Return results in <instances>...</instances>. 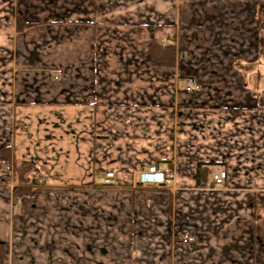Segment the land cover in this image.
<instances>
[{
    "label": "crops",
    "instance_id": "obj_1",
    "mask_svg": "<svg viewBox=\"0 0 264 264\" xmlns=\"http://www.w3.org/2000/svg\"><path fill=\"white\" fill-rule=\"evenodd\" d=\"M146 26L174 30V67ZM4 147L35 193L0 165L2 264H264V0H0ZM162 163L172 184L138 185Z\"/></svg>",
    "mask_w": 264,
    "mask_h": 264
},
{
    "label": "trees",
    "instance_id": "obj_2",
    "mask_svg": "<svg viewBox=\"0 0 264 264\" xmlns=\"http://www.w3.org/2000/svg\"><path fill=\"white\" fill-rule=\"evenodd\" d=\"M31 24L23 22L21 19L17 21V31L22 32L27 29ZM151 27H141L139 30L149 31ZM153 28V27H152ZM165 27H154L153 32L148 36L150 42V65L154 67L172 68L175 65L176 50L174 45H161L155 37V33L160 30H165ZM11 158L10 148H3L0 150V161L9 162ZM211 164H198L196 168L197 187H201L206 179L211 175L209 170ZM32 171L30 163L13 164V177L16 187L13 189L14 201L24 197H32L35 193V188L28 184L27 177ZM3 245L0 244V264H2Z\"/></svg>",
    "mask_w": 264,
    "mask_h": 264
},
{
    "label": "built area",
    "instance_id": "obj_3",
    "mask_svg": "<svg viewBox=\"0 0 264 264\" xmlns=\"http://www.w3.org/2000/svg\"><path fill=\"white\" fill-rule=\"evenodd\" d=\"M200 86L196 81L190 79L186 81L185 90L197 91ZM138 185L165 186L172 184L173 172L168 163L158 165H150L146 169H138L136 171ZM226 172L223 170L214 171L210 175L209 185L212 187H220L224 184ZM102 185L106 187H115L118 185L117 179L112 172L105 173ZM175 241L179 244L188 245L194 242V238L189 235L186 230H180L175 235Z\"/></svg>",
    "mask_w": 264,
    "mask_h": 264
},
{
    "label": "rangeland",
    "instance_id": "obj_4",
    "mask_svg": "<svg viewBox=\"0 0 264 264\" xmlns=\"http://www.w3.org/2000/svg\"><path fill=\"white\" fill-rule=\"evenodd\" d=\"M149 27H151L150 28V30L149 31H147V30H140L141 32H144V34L146 35V38H147V40H148V43H149V46H150V42H149V39H148V36H149V34L151 33V32H153V30H154V27H158V26H149ZM153 27V28H152ZM166 29L165 30H160V32H158V33H155V37H156V39L159 41V43L161 44V45H174V47H175V50L177 51V48H176V45H175V38H176V35H175V32H174V30L173 31H171L170 29L171 28H169V27H165ZM150 56V55H149ZM175 63H176V58H175ZM175 66V65H174ZM4 148H10V147H4ZM1 149H3V148H1ZM0 149V150H1ZM11 150V149H10ZM13 164H22V163H13L12 161H11V158L9 159V162H5V161H0V165L3 167V168H5V170L6 171H9V172H11L12 173V175H13ZM169 167L171 168V170H172V166H171V164L169 163ZM33 168V167H32ZM173 172V171H172ZM211 172V171H210ZM27 180H28V177H27ZM14 182H15V180H14ZM28 184L30 185V183H29V180H28ZM201 187H203V188H209V189H212V188H215V187H212L211 185H209V182H204L203 183V185L201 186ZM180 230H184V229H178V230H176V231H174V235H173V240H174V242L175 243H177L176 241H175V235H176V233L178 232V231H180Z\"/></svg>",
    "mask_w": 264,
    "mask_h": 264
}]
</instances>
